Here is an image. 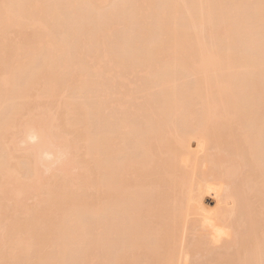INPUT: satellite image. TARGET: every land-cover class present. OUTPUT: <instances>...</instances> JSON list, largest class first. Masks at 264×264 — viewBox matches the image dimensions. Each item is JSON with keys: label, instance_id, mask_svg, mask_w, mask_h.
<instances>
[{"label": "bare ground", "instance_id": "1", "mask_svg": "<svg viewBox=\"0 0 264 264\" xmlns=\"http://www.w3.org/2000/svg\"><path fill=\"white\" fill-rule=\"evenodd\" d=\"M126 1L0 0V264H264V0Z\"/></svg>", "mask_w": 264, "mask_h": 264}, {"label": "rangeland", "instance_id": "2", "mask_svg": "<svg viewBox=\"0 0 264 264\" xmlns=\"http://www.w3.org/2000/svg\"><path fill=\"white\" fill-rule=\"evenodd\" d=\"M126 2H127V1H126ZM128 2H129V0H128ZM128 2H127L126 4H124V7H123V8H125V6L128 7V10H126V8H125V9H123L122 11H119L118 13L121 12V14H122L123 11L125 10V11H124L125 14H124V15H121V19H123V18L126 19V18L128 17V15L130 14V16H129V17H130V18H129L130 20L128 19V22L130 21L129 23L123 21L124 23H127V24H125V25L123 24L124 26H123V25H122V26H119L120 24H122V20H121V23H119V22H120V20H118V19H119V18H118V17H119V14H117V13L115 12V14H117L118 17H116L117 15H115V14H114V17H113V15H112V16H109V17H107L106 19H109L110 17H111V19H110V20H106V19H104V20H103V24H105V25H109L110 23H113L114 26H117V27H116V30L112 29V32H113L112 35H114V33L116 32L115 34H116L117 36H119L122 40H125L126 38H128V37H126V35H127V36L130 35V34H129V35L127 34V33H129V31H131V33H132L133 35L136 34V39H138V38L140 39L141 36H140V37L138 36L140 32H139V33H138V32H136V33L132 32V31H133L132 29H133L134 27L136 28V27L138 26V25L135 26V24H139V22H138V18H137V19H136V17L133 18L132 12H129V10L131 11L132 8H131V6L129 7L130 4H129ZM156 2H157V0H156ZM241 10H243V11L245 10L244 12H247V11L249 12V13L247 12L248 15H247V14L245 15L244 12L241 11L240 14L238 15L239 10L236 11V12H237L236 14H237L239 17H242V16H243L242 18H243L244 20H243V19H241V20H243L244 22H247V21H246V19H247V20H248V23H249V20H251V19L253 20L254 16H253V14H251V12H250V10H249V5H248V6H244ZM63 11H65V9H64ZM66 11H67V10H66ZM126 11H127V12H126ZM132 11H133V10H132ZM65 13L67 14V18H69L70 20L67 19V18H66V19L69 20V21H66V20H65L64 22H62V20H61V22L63 23L62 27L65 28V26H66L67 30H69V32H68L69 34H72V32H73V31L70 32L71 29L73 30V28H74V32H75V30H76V33H75L76 36L74 35V36H73V39H74V37H75V39L78 38V36H79L78 34H80V33L82 34V36H80V38H78V40L81 39L80 41H78V43H79L78 46H80V45H81L80 43L82 42V40H85V39H87V42L89 43V41H88V35H89V34H88V31H85L84 29H90V28H87V26H85V25H81V22H82L83 20H82V21L79 20V19H74V20H73V17L70 16V13H69V12H68L69 15H68L67 12H63V14H64V16L62 15L63 18H65V16H66ZM128 13H129V14H128ZM127 14H128V15H127ZM241 14H242V15H241ZM249 14H250V16H249ZM125 15H127L126 18H125ZM237 15H236V17H238ZM68 16H70V17H68ZM131 16H132V17H131ZM112 17H113L117 22H116ZM115 17H116V18H115ZM244 17H245V18H244ZM248 17H249L250 19H248ZM131 18H133V19L131 20ZM112 19H113L116 23H118V24L114 23V21H113ZM239 19H240V18H239ZM96 20H97V19H96ZM101 20H102V19H101ZM101 20H100V21L98 20L97 23H99V22H101V23H99V26L96 25V27H99V28H100V27L102 26V21H101ZM135 20H137V21H135ZM241 20H240V22H241V23H244V22H242ZM70 21H71V22H70ZM72 21H73L74 23H75L76 21H79L80 23H78V26L76 27L77 24L75 25L74 23H72ZM111 21H112V22H111ZM125 21H126V20H125ZM132 21H135L136 23L134 24ZM65 22H66L67 25L65 24ZM104 22H106V23H104ZM108 22H109V23H108ZM131 22L133 23V25H132ZM252 22H253V21H252ZM252 22H251V24H250V23H249V24H245V23H244V24H245L246 26H250V27H251ZM69 23H70V24H69ZM83 23L85 24V22H82V24H83ZM97 23H96V21L94 22V24H97ZM223 23H224V25L226 26L225 22H222V24H223ZM60 24H61V23H60ZM64 24H65V26H64ZM94 24H93V27H94ZM222 24H219L218 27H219V26L221 27ZM68 25H70V26H69V27H70L69 29H68ZM73 25H74L75 27H74ZM79 25H80V26H79ZM105 25H104V26H105ZM127 25H128V27H127ZM129 25H132L133 28H131ZM215 25H216V24H215ZM224 25H223V26H224ZM83 26H85V27H83ZM111 26H112V24H111ZM111 26H110V27H111ZM114 26H113V28H115ZM225 26H224V28L221 27L223 32L227 31V28H226V30H225ZM82 27H83V28H82ZM122 27H123V29H122ZM140 27H141V28H145L144 26H143V27L140 26ZM140 27H137V28L140 30V29H141ZM146 27H147V26H146ZM218 27L216 28V26H215L214 28H215V30H216V29H219L217 32H219V31L221 32V29L218 28ZM76 28H77V29L80 28V29H82L83 31H81V30H79V29L77 30ZM101 28H102V27H101ZM103 28H104V27H103ZM103 28H102V29H103ZM111 28H112V27H111ZM214 28H213V29H214ZM125 29H126V30H129V29H130V30L127 31L126 34H125L124 31H123V30H125ZM138 29H136V30L138 31ZM91 30H92V29L89 30V31H90L89 33H91ZM126 30H125V31H126ZM142 30H143V29H142ZM77 31H78V32H77ZM119 31H121L122 35L125 34V36L123 37V36L121 35V36H122V37H121L120 34H119V33H120ZM154 31H155V30H154ZM79 32H80V33H79ZM84 32H85V35H83ZM117 32H119V33H117ZM215 32H216V31H215ZM217 32H216V33H217ZM86 33H87L88 35H87ZM123 33H124V34H123ZM137 33H138V35H137ZM81 34H80V35H81ZM153 34H154V33H153ZM221 34H222V36H224V33L221 32ZM112 35H111V37H112V38H115V37H113ZM226 35H227V33H226ZM226 35H225V36H226ZM83 36H85V37H83ZM130 36H132V35H130ZM137 36H138V38H137ZM220 36H221V35H220ZM86 37H87V38H86ZM111 37L109 38L108 43H110V41L112 40ZM125 37H126V38H125ZM133 37H134V36H132V37H130V38H132L133 41H136V40H135V37H134V38H133ZM116 38H117V37H116ZM141 38H142V37H141ZM121 39H120V42L122 41ZM132 39H131V40H132ZM139 39H138V40H139ZM116 40H117V39H116ZM116 40L113 39V41H112L111 43H113V42L116 41ZM118 40H119V39H118ZM73 41H74V40L71 41L72 44L74 43L73 45L69 43V46L71 45L70 47H71L72 51H75V50H78V49H79L78 51H80V50L83 48V50L85 51V53H87L86 51H87V50H91L90 48L93 46V45L91 46V44H93V43H91V44H87L86 41H84V43H86L87 46H86V44H84L83 42H82V43L86 46L87 49H85V47H83V45H81L80 48H79V47L77 48V46H76V44H77V40H76V42H73ZM116 42H118V41H116ZM73 46H74V47H73ZM75 46H76V47H75ZM70 47H69V48H70ZM89 47H90V48H89ZM76 48H77V49H76ZM88 48H89V49H88ZM71 49H70V51H71ZM74 49H75V50H74ZM92 49H93V47H92ZM245 49H246V48H245ZM93 50H94V49H93ZM114 50H115V49H114ZM118 51H119V50H118ZM92 52H93V51H92ZM71 53H74V52H71ZM76 53H77V52H75V54H76ZM72 55H73V54H72ZM75 57H76V56H75ZM89 58H90V57H89ZM106 58H107V57H106ZM106 58L103 60V63H105V62L107 61ZM108 58L110 59V57H108ZM108 58H107V59H108ZM74 59H75V58H74ZM86 59H88V57L85 58V60H86ZM110 60H111V59H110ZM89 61H90V63H89ZM91 61H92V58L88 59V64H91V63L93 64V62H91ZM104 61H105V62H104ZM108 61H109V60H108ZM108 61H107V62H108ZM94 62H95V61H94ZM86 64H87V63H86ZM88 64H87V65H88ZM92 64H91L90 70H93V68H94L93 72H91L89 69H88V70L94 75L96 67L94 66V64H93V66H94V67H93ZM108 65H111V64L108 63ZM106 67H107V66H106ZM109 67H110V66H109ZM88 70H87V71H88ZM123 70H125V71L127 72V69H125V68L122 69V72H123ZM87 71H86V73H87ZM89 71H88V72H89ZM125 71H124V72H125ZM111 72H112V71H111ZM114 72H115V73H114ZM124 72H123L122 74H124ZM134 72H135V71H134ZM134 72H133V73H134ZM86 73H85V74H86ZM97 73H98V69H97V71H96V74H97ZM113 73H114V74H113V75L111 74V77H107V79H108V78H111V79H108V81L110 80V81H109L110 83L113 81V80H112L113 78H116V77H117V75H116V74H117V71L114 70ZM127 74H129V73H127ZM131 74H132V73L130 72V75H131ZM135 74H136V75H135ZM87 75H88V74H86V77H87ZM89 75L91 76V78H93V76H92L91 74H89ZM115 75H116V76H115ZM130 75H129V76H130ZM133 75H135V76H134L135 78L137 77V79H136L137 81H138V79H140V77L137 76V73H134ZM133 75H132V76H133ZM94 76L96 77V75H94ZM101 76L104 77V75H101ZM101 76H98V75H97V77H100V79H98V80H96L95 78H93L94 82L92 81L91 78L89 79V81H90L89 84L93 83V84H91V85H93V87H91V88L94 89V92H93V89L91 90V88H90V91H92L91 94L89 93V94H90V96H89L90 98H91V95H92V98H93V94H95V91H96L95 88L97 87V83H98V82H95V81H99V80H100V81L103 83V84L101 83L102 85H104V83H106V82H107V84H109V82L106 80V78H104V79L106 80V82H105V80H103V78H102ZM108 76H109V75H108ZM114 76H115V77H114ZM120 76H121V75H120ZM125 76L127 77L126 74H125ZM125 76H123V77H125ZM97 77H96V78H97ZM123 77L121 76V78H123ZM87 78H89V77H87ZM121 78H120V79H121ZM130 78H131V77H128V78H126V80H125V79H123V80L121 79L120 81H121V82H122V81L125 82V81L129 80ZM135 78L132 77V79H130V80L132 81V80L135 79ZM187 78L189 79V80L187 81V84H188V82H189V84H191V82H192V78H190V77H186V78L184 79V80H185V81H184V82H185V83H184L185 85H186V79H187ZM101 79H102L103 81H102ZM118 79H119V78H118ZM115 80H116V79H115ZM100 81H99L98 85L100 84ZM120 81L116 80V81H114L113 83L115 84V86H120L121 84H123V86H124L125 84L127 85V83H128V84H131V85H133V86H135V85L139 86V85H140L139 83L136 84L137 81L135 82V80H133V82H135V84H133V82H132V83H130V82L121 83ZM141 81L143 82L144 80L140 79V83H141ZM117 82H119L120 85H119V84L116 85ZM138 82H139V81H138ZM182 82H183V81H182ZM95 83H96V84H95ZM113 83H112V84H113ZM94 84H95L96 86H95ZM101 84H100V85H101ZM138 84H139V85H138ZM104 86H105V85H104ZM106 86H108V85H106ZM137 86H135L136 89H135L134 87H133V88L131 87V88L133 89V91H135V92H132L131 89L129 88V86H127V87L129 88V90H130L133 94L128 90V88H127L126 86H124V87H125V90H126L125 92H126L127 94H128V93L131 94V97H129V98L132 99V96H133V99H132V100L129 99V102H130V101H134L135 93H136V94H140V91H139L138 88H139L141 85H140L139 87H137ZM120 87H122V85H121ZM124 87H122V88L124 89ZM141 87H142V86H141ZM137 89H138V92H137ZM140 89H141V88H140ZM141 90H143V88H142ZM112 91H113V90H111V92H112ZM128 91H129V92H128ZM88 92H89V91L87 90V93H88ZM142 92H143V91H142ZM84 93H86V92H84ZM70 94H71V93H69V96H70ZM141 94H142V93H141ZM67 95H68V94H67ZM83 95H84V94H82V96H83ZM86 95H87V94H86ZM74 96H75V95H74ZM76 96H77V95H76ZM80 96H81V95H80ZM80 96H78V97L81 98ZM94 96H95V98H96V94H95ZM128 96H129V95H128ZM138 96L140 97V95H136V97H138ZM141 96H143V95H141ZM87 97H88V95H87ZM89 97H88L87 99L85 98V96L83 97V99L81 98V99H82V103H84L85 99H86V101H89V103H90V100L92 101L93 99L88 100ZM113 97H114V96H113ZM113 97H112V96L110 97V99H113V100H110V102L113 101L112 103H114V100H115V98H113ZM76 98H77V97H76ZM84 98H85V99H84ZM141 98H142V97H141ZM141 98H136V99L138 100V101H137V100H136V101H137L138 103L141 102L142 100L139 101ZM143 98H144V97H143ZM73 99H75V98H73ZM77 100H78V99H77ZM77 100H75V101H76V102H79V101H77ZM83 100H84V101H83ZM94 100H95V99H94ZM94 100H93V101H94ZM99 100H100V99H99ZM93 101H92V102H93ZM136 101H135V102H136ZM80 102H81V101H80ZM80 102H79V104H80ZM97 102H99V101H97V99H96V103H97ZM135 102H132V103H135ZM137 102L135 103V105L137 104ZM144 102H145V100L143 99V103H144ZM89 103H87V104L89 105ZM96 103H95V104H96ZM130 103H131V102H130ZM130 103H128V105H129ZM132 103H131L130 105H132ZM263 103H264V100H263ZM263 103H262V104H263ZM53 104H54V103H53ZM53 104L51 103V105H49V107L46 106L47 109L50 108V109L54 110L53 107H54L55 105H53ZM84 104L86 105V102H85ZM90 104H92V103H90ZM93 104H94V103H93ZM95 104H94V106L92 105V107H95V108L97 109V108H98L97 106H99L98 104H100V102L97 103L96 105H95ZM141 104H142V102H141L139 105H141ZM52 105H53V106H52ZM88 105H87V106H88ZM113 105H114V104H113ZM7 106H8V105H7ZM50 106H52V107H50ZM100 106H101V105H100ZM108 106L110 107V106H111V103H109ZM89 107H91V106H89ZM104 107H105V106H104ZM109 107L107 108V106H106V107L104 108V109L107 110V111L105 110V114L107 115V117L109 116V114H113V113L115 112V109H116V111H117V108H116L115 106H112L110 109H109ZM114 107H115V108H114ZM0 108H1V107H0ZM6 108H7L6 106H4V108L2 107L3 111H4V109H6ZM8 108H9V107H8ZM112 108H113V110H112ZM2 109H0V110H2ZM35 109H36V108H35ZM37 109H38L39 112H41V111L43 110V109H42V110H41V109L39 110V108H37ZM37 109H36V110H37ZM99 109H100V107H99ZM99 109H97V110L99 111ZM104 109L101 110V113H104V112H102V111H104ZM36 110H33V114L36 113V115H37V114H38V113H37L38 111H36ZM44 110H46V109L44 108ZM34 111H36V112H34ZM46 111H47V110H46ZM109 111H112V112L110 113ZM113 111H114V112H113ZM51 112H52V111H51ZM51 112H50V110L48 111V113H50V114H51ZM107 112H109V113H107ZM5 113H6V111H5ZM48 113H47V115H48ZM52 113H53V112H52ZM54 113H55V110H54ZM45 114H46V113H45ZM1 116H2V117L4 116V114L2 115V111H1V113H0V119H1ZM92 116H93V114L90 116V118H91ZM94 117H95V115H94ZM96 117H97V116H96ZM96 117H95L96 120H97V118L99 119V117H97V118H96ZM111 117H112V120H113V119H114V116H111ZM90 118H89V119H90ZM107 119H108V118H107ZM109 119H110V118H109ZM91 121L94 122V118H93V120L90 119V122H91ZM98 121H99V120H97V122H95V123H96V126L98 125V127H96L95 125H93V126L96 127V129H97V128L99 129V127H100V124H98L100 121H99V122H98ZM110 121H111V120H108L107 123H109ZM114 121H115V120H113V122H114ZM113 122H110V123H109L110 126H109V125H107V126H109V128L113 127V126H112V125H113V124H112ZM91 127H92V125H91ZM92 129H93V128H92ZM96 129L94 128L93 130H96ZM98 129H97V130H98ZM111 129H112V128H111ZM97 130H96V131H97ZM23 147H24V146H23ZM21 148H22V147H21ZM59 155H60V154H59ZM40 169H41V168H40ZM41 171H43V169H41ZM41 173H42V172H41ZM90 193H91V195H92L93 191H89V192H88V195H89ZM93 194H94V193H93ZM91 195H89V196H91ZM211 197H212L213 199H218V195H213V196H211ZM28 201H29V203H27ZM31 201H32V200H31ZM31 201H30L29 199H28L27 201L25 200V204H26V205H27V204L30 205V204L32 203ZM8 203H10V202H8ZM10 204L12 205V203H10ZM10 204H9V207H8V208H11V207H10ZM7 205H8V204H7ZM85 220H86V218L84 219V221H85ZM87 220H89L88 217H87ZM228 220H229L228 217L225 216V215L222 213V211L218 210V211L215 212V214L213 215V217H212L211 219L208 220V223H212L213 225H216V226L225 227L226 224L228 223ZM90 221H91V220H90ZM1 222L3 223V220L0 221V227H1V229H2V226H4V223H3L2 226H1ZM87 222H88V221H87ZM84 223H86V221H85ZM194 223H195V221L192 222L191 224H189V226H188L189 230L191 229L190 227H192V226H190V225H194ZM206 224H207V223H206ZM206 224H205V225H206ZM195 230H200V227H199V228H196ZM190 240H191V234L189 233V231H187V232H186V236H185L184 240H183L182 243H181V247H186V246L188 245V243L190 242ZM91 248H92V247H90L87 251H89V250H93V249H91ZM93 248H94V247H93ZM94 249H96V248H94ZM217 249H218V248H217ZM217 249H215V250H217ZM221 250H222V249H221ZM76 251H77V250H76ZM95 252L98 253L97 251H94V250H93L92 253H95ZM218 252H219V251H218ZM218 252H217V253H218ZM220 252H221V251H220ZM31 253H32L31 255L33 256V252H31ZM96 253H95V254H96ZM213 253L215 254V252H213ZM229 253H231V252H229ZM72 254H73V255H71V254H68L69 256L67 255V256H68L67 258L70 260V261H69L70 263H71V261H72V258H73L74 255H75L74 253H72ZM87 254H90V252H88ZM95 254H93V255L91 254L90 256L88 255L87 257H89V258H88L87 262H90V257H91L92 259H93V258L96 259V261L99 260L100 262H102L101 259H98L99 256H98L97 254H96V256H95ZM214 254H212V256H213ZM70 255H71V256H70ZM72 256H73V257H72ZM210 256H211V255H210ZM212 256H211V257H212ZM197 257H198L199 259H202V260H203L202 256L199 257V255H198ZM208 257H209V256H208ZM213 257H214V256H213ZM213 257H212L211 260H213ZM77 258H78V256H77ZM99 258H100V257H99ZM193 259H194V258H193ZM193 259H192V261L200 262V260L197 261V259H194V260H193ZM208 259H209V258H208ZM73 260H74V259H73ZM206 260H207V259H206ZM75 261H76V256H75V260H74V262H75ZM77 261H78V260H77ZM92 261H94V262L96 263L95 260H92ZM99 261H97V262H99ZM203 261H204V260H203ZM72 262H73V261H72ZM94 262H93V263H90V264H94ZM195 262H194V263H195ZM204 262H206V261H204ZM84 263H85V262H84ZM84 263H83V264H84ZM5 264H9V263H5ZM77 264H78V263H77ZM79 264H81V263H79ZM100 264H101V263H100ZM102 264H106V263H102ZM197 264H198V263H197ZM199 264H200V263H199ZM202 264H203V262H202Z\"/></svg>", "mask_w": 264, "mask_h": 264}]
</instances>
